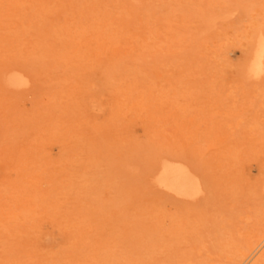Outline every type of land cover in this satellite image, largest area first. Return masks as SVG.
I'll return each instance as SVG.
<instances>
[{
    "label": "rangeland",
    "instance_id": "1",
    "mask_svg": "<svg viewBox=\"0 0 264 264\" xmlns=\"http://www.w3.org/2000/svg\"><path fill=\"white\" fill-rule=\"evenodd\" d=\"M84 1L0 8V264H92L97 251L104 264L110 250L219 264L257 235L252 264L264 252V69L249 66L264 0H96L109 32L97 9L70 5ZM14 69L27 85L4 86ZM162 163L197 190L155 182ZM118 214L151 234L118 242Z\"/></svg>",
    "mask_w": 264,
    "mask_h": 264
},
{
    "label": "bare ground",
    "instance_id": "2",
    "mask_svg": "<svg viewBox=\"0 0 264 264\" xmlns=\"http://www.w3.org/2000/svg\"><path fill=\"white\" fill-rule=\"evenodd\" d=\"M31 1L32 0H0V8L1 6L9 7V9H16L17 12H20L22 10H25L26 8H32L37 5V4L36 5L31 4L29 7H27V3ZM70 5L73 7H78L82 14L87 15V13H92L94 11L93 7L97 9L99 4L96 3V0H86L79 4L70 2ZM2 9L8 10L7 8H2ZM98 11L100 15L98 14L93 15L92 16L93 19L100 17V21L99 20H96V21H98L100 25L101 23H103L106 26H108L109 24H107V20L104 21V18L102 17L101 10L99 9ZM106 14L107 13H105V16ZM18 15L22 17L21 14L18 13ZM111 16H113V14H111ZM110 19H112V17H110ZM110 25L111 26H108L109 27L108 32L110 28H113V20L110 22ZM263 69H264V43L261 40L259 41L258 44H256V49L254 51V56L249 66V70L250 72L257 73L259 71H262ZM1 78H2L4 86L7 88H11V89H18L28 84V79L26 75H24L22 72L16 69H14L13 71H5V73L2 74ZM153 178L155 182L159 184H165L167 188L176 189L177 191L181 193L187 194L189 187H191L190 193H194L197 190V188H194L192 186V185H195L196 183L195 182L193 183L191 181L189 172L175 165H169L167 163H162L161 165H157V167H155L154 169ZM33 203H34V199H31V203H29L27 206L33 205ZM27 210L32 211L31 208L29 209L27 208L25 211ZM23 213L26 214V212H23ZM127 215L128 214H118L117 216L119 218L116 220L120 221V219H122V222H121L122 231L119 233V235H117L119 237L118 242L122 241L124 244L127 243L129 247L130 246L129 244L133 246L134 244L136 245L138 241H142L144 240V238L146 239V237H148L151 234V232L144 227V224L140 225V222L138 220L134 219L131 221L130 217H127ZM80 236L81 235L78 234V237H79L78 239L81 241L82 238H80ZM258 242H259L258 236L257 235L253 236L243 246H239V247H236L230 250V252H228L226 256L227 260L219 264H244L249 259V257L251 256V253L255 250L257 245H259ZM82 245H85V247L86 246L91 247V245H88L87 242H84V244ZM114 246L115 245H113V248ZM97 252L93 254L92 262L90 260L88 262H91L92 264H97L96 259L98 258L99 255L94 256L96 255ZM114 253L117 254L116 251L113 252L111 250L107 253L105 252V254L103 253V256L105 259L104 261L103 258H101L103 263L108 264L109 261L112 260V257H111L112 255H113V264H122L123 260H125L123 264L133 263L132 258H128V256L125 253L124 254L122 253L121 257L122 258L124 257L123 259L121 257L120 259L115 257ZM93 258L95 262H93ZM189 259L191 260L189 255L182 254L181 259H179V261L175 263L176 264H189L187 263ZM175 263L168 262V264H175ZM252 264H264V252H262L259 257L255 258L252 261Z\"/></svg>",
    "mask_w": 264,
    "mask_h": 264
}]
</instances>
